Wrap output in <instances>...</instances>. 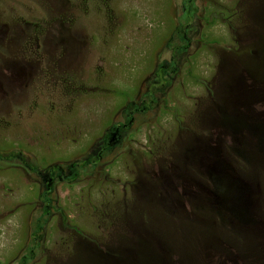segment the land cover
Returning a JSON list of instances; mask_svg holds the SVG:
<instances>
[{
	"label": "rangeland",
	"instance_id": "rangeland-1",
	"mask_svg": "<svg viewBox=\"0 0 264 264\" xmlns=\"http://www.w3.org/2000/svg\"><path fill=\"white\" fill-rule=\"evenodd\" d=\"M183 1L0 0V264H264V0Z\"/></svg>",
	"mask_w": 264,
	"mask_h": 264
},
{
	"label": "flooded vegetation",
	"instance_id": "flooded-vegetation-1",
	"mask_svg": "<svg viewBox=\"0 0 264 264\" xmlns=\"http://www.w3.org/2000/svg\"><path fill=\"white\" fill-rule=\"evenodd\" d=\"M169 69H171V73H172V66H168ZM153 97V95H152ZM151 97V98H152ZM142 107H146L145 103H141L140 105L135 106L133 109L131 107H125L124 108V113L121 116L122 117V121L116 123L115 125L111 126L109 129H107L104 133L103 136L101 137L100 141L98 142V144L96 145V147L94 148V152H92L91 154H89V156L93 157L90 159V157L88 158V160L93 162V165H96L98 163V161L101 159L102 155H104L105 153L102 152L104 150H106V144L104 143V138L106 135H109L110 137H112L114 144L119 143V138L118 135L126 128V126L131 122L133 115L136 112H142L143 108ZM17 161V167H20L22 169H26L28 172L35 174L36 176L40 177L41 180L43 181V192L41 194L40 199L42 200V210L44 209V207H46V205H49L48 207L50 208V210L52 209V207L50 206V195L47 191H49L50 187L52 188V185L54 183L59 182L60 180L55 179L56 175L62 171V169L57 165L51 166V167H57L54 171H52L53 169L51 167H48L46 169H42L41 170H33V167L29 168V167H25L24 164V160L22 158H20V156L16 157ZM34 166V165H33ZM51 168L48 172L47 170ZM61 182V181H60Z\"/></svg>",
	"mask_w": 264,
	"mask_h": 264
},
{
	"label": "trees",
	"instance_id": "trees-1",
	"mask_svg": "<svg viewBox=\"0 0 264 264\" xmlns=\"http://www.w3.org/2000/svg\"><path fill=\"white\" fill-rule=\"evenodd\" d=\"M193 1L194 0H184L182 5H181L182 12H184L187 17L190 16V14L192 12L191 10L193 8ZM157 70L161 74V76L163 77L164 81L172 78L171 69L168 68V65L166 63L159 64L157 66ZM148 96H149V98H151L152 94H149ZM142 108H143V110L146 109V107H142ZM104 143L106 144V150H104L102 152L109 153L110 151L115 149V144L113 142V139L109 135L105 136ZM12 156H15V154H3L2 152H0V159L1 160H7V158H9V157L12 158ZM87 157L89 158L90 156L88 155ZM87 157H84L80 163L71 162L70 164H68L64 169H62L61 172H59L56 175L55 179H58L61 182L76 180L82 173H84L83 169L86 170V169L94 166L93 162L91 160L89 161ZM91 158H93V157L91 156L90 159ZM23 160H24L25 167H29V168L33 167V170H41V169L31 165L30 163H28L27 159H23ZM51 168L53 169L52 171H54L57 167H51ZM51 168H49L47 170V172ZM50 190H51V187H50L49 191H47V192L49 193ZM48 206L49 205H46V207H44V209L42 210L41 218L45 217L49 214L50 208Z\"/></svg>",
	"mask_w": 264,
	"mask_h": 264
}]
</instances>
